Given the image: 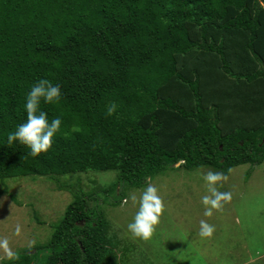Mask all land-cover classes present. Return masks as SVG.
<instances>
[{
  "label": "trees",
  "instance_id": "16d2710c",
  "mask_svg": "<svg viewBox=\"0 0 264 264\" xmlns=\"http://www.w3.org/2000/svg\"><path fill=\"white\" fill-rule=\"evenodd\" d=\"M40 79L61 88L40 110L62 124L32 156L7 136ZM263 161L264 0H0V180L115 171L100 193L123 200L178 163ZM56 187L73 201L50 241L7 264H114L97 192Z\"/></svg>",
  "mask_w": 264,
  "mask_h": 264
},
{
  "label": "rangeland",
  "instance_id": "374dc122",
  "mask_svg": "<svg viewBox=\"0 0 264 264\" xmlns=\"http://www.w3.org/2000/svg\"><path fill=\"white\" fill-rule=\"evenodd\" d=\"M209 171L218 172L206 167L187 170L175 166L149 181L159 189L166 211L147 241L133 239L127 225L139 208L130 197L139 198L149 182L126 188L122 200L115 194L105 198L100 193L115 180V171L0 180V241L7 240L19 256L46 245L73 201L69 192L57 189V184H62L97 192L99 197L91 208L102 211L110 226L118 256L114 264H264V161L231 169L219 189L232 193L231 202L206 217L201 197L207 193L203 176ZM201 220L215 226L210 238L199 235ZM17 225L21 227L19 235ZM13 260L0 247V264Z\"/></svg>",
  "mask_w": 264,
  "mask_h": 264
},
{
  "label": "clouds",
  "instance_id": "9594fccd",
  "mask_svg": "<svg viewBox=\"0 0 264 264\" xmlns=\"http://www.w3.org/2000/svg\"><path fill=\"white\" fill-rule=\"evenodd\" d=\"M61 96L60 86L54 85L48 79H40L34 84L25 98L26 122L19 125L15 131L9 132L7 144L11 146L18 141L31 150L32 156L47 152L52 147L54 136L60 131L62 119L57 116L49 121L48 114L40 110V104L42 101L47 104L57 103ZM116 110V103L110 102L106 114L111 116ZM230 172L231 169L228 170V173ZM228 178V174L224 172L209 171L204 174L203 180L207 189V193L201 197L204 216L211 217L213 210L221 211L225 204L231 202L232 193L219 190ZM130 199L133 203L138 202L139 208L133 221L127 225L128 232L133 239L147 241L152 238L156 227L160 224L161 217L166 211L163 197L159 194V189L149 182L142 190L139 198L132 195ZM127 202L128 199L124 201V203ZM20 231L21 227L17 225L16 234L19 235ZM214 232V225L209 224L206 220L200 221L199 235L202 238H210ZM0 247L5 249L9 259H19V254L9 248L7 240L0 241Z\"/></svg>",
  "mask_w": 264,
  "mask_h": 264
},
{
  "label": "water",
  "instance_id": "95a60500",
  "mask_svg": "<svg viewBox=\"0 0 264 264\" xmlns=\"http://www.w3.org/2000/svg\"><path fill=\"white\" fill-rule=\"evenodd\" d=\"M180 165V163H178L176 166H179Z\"/></svg>",
  "mask_w": 264,
  "mask_h": 264
}]
</instances>
